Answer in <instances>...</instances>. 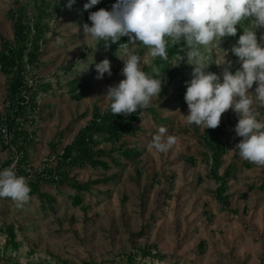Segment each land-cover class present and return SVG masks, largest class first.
<instances>
[{
    "label": "rangeland",
    "instance_id": "1",
    "mask_svg": "<svg viewBox=\"0 0 264 264\" xmlns=\"http://www.w3.org/2000/svg\"><path fill=\"white\" fill-rule=\"evenodd\" d=\"M14 1L0 0L1 37L10 36L12 21L7 9L14 5ZM19 1L35 12L32 0ZM75 1L81 2L71 8L66 7L67 0L37 1V4L43 2L50 13L46 19L48 29L41 56V72L46 71V76L41 80L36 69L37 78L34 81L39 100L43 95L41 93H48L46 79H51L52 87L63 89L66 94L79 89L108 87L124 79L120 74L123 62L117 57L120 45L110 44L105 50L104 41L85 38L83 32L85 23L91 26L89 12L100 8L111 10L116 0H102L87 10L84 4L88 2ZM53 5H58L59 10L55 11ZM252 24V19L246 18L236 26V36L222 38L219 46L201 48L205 58L212 63L206 71L221 75L223 65H217L223 61L225 50L235 45L243 30L252 27ZM255 31L260 42L264 28ZM175 47L173 54L167 50L168 60L165 61L160 57L152 58L142 44L129 45L130 50L142 58V70L147 75L158 78L154 69L161 72L160 97H154L149 109L139 114V130L124 142L127 147H136L142 158L147 157L149 161H153L152 156L157 152L149 146L158 128L165 126L170 134L176 128H172L169 121H162L161 117L171 119L166 111H176L174 104L181 101L180 97L186 91L185 82L191 79L192 66L186 62L188 48L183 41ZM181 57L184 59L178 60ZM105 58L110 61L111 76L105 73L102 79H96L97 73L92 66L84 72L94 61L99 63ZM226 59L233 62L231 71L240 67L238 58L230 51ZM169 68H177L178 71L167 81L171 77ZM5 82V77L0 74V115L5 110ZM255 87L254 84L249 91L254 93ZM180 105V110L186 107ZM230 111L222 117L228 116ZM10 156V150L0 144V163ZM44 158L50 159L52 164L56 161V154L44 156L40 162ZM148 166H151L149 172L147 169L145 173L137 169L128 171V183L123 184V190L112 189V185L91 186L81 206H73L63 198L51 205L53 209L36 196H29L27 202L20 206L11 198H0V264H81L83 261H91V264H264V249H233V242L228 243L229 249H198L196 223L190 216H177L178 202L172 204L171 185L165 184L166 179L161 173L166 167L154 166L150 162ZM138 180L146 182L138 186ZM173 207H176L175 217L171 218L169 209ZM5 225L15 227V239L19 242L15 248L5 246ZM147 246L149 249H144ZM143 250L150 252L145 254ZM127 253L133 260L127 259Z\"/></svg>",
    "mask_w": 264,
    "mask_h": 264
},
{
    "label": "crops",
    "instance_id": "2",
    "mask_svg": "<svg viewBox=\"0 0 264 264\" xmlns=\"http://www.w3.org/2000/svg\"><path fill=\"white\" fill-rule=\"evenodd\" d=\"M13 33L12 22L10 36H0V47L4 39L13 38ZM42 55L43 49L38 68L41 80L46 76V71L41 72ZM0 74L6 79V99L7 76L2 71ZM46 80L48 93H41L40 112L32 129L33 135L31 139L25 138L23 144L20 140L17 142L33 165H37L44 156L56 154L51 167L59 172L60 180L54 185L40 182L29 196L40 197L52 209L51 205L61 198L73 206H81L91 186L112 185V189L123 190V184L128 183V171L137 169L145 173L151 168H147L148 162L154 166L159 164L166 167L161 173L166 179L164 183L171 185L172 204L178 202L177 216H190L196 223L198 249H229V242H233V249H264V167L242 160L238 153L234 155L228 151L241 139L234 132L238 117L232 109L228 116L221 117L217 128L203 130L186 123L184 116L188 114V108L182 95L181 101L174 104L176 111H166L171 119L161 117L162 121H169L172 128L176 127L168 135L177 137V143L166 153L156 152L152 156L153 161L142 158L136 147L124 144L139 130L138 114L132 123L137 128L133 133H123L111 142L105 132H96L87 154L72 149L70 152L74 158L61 162L58 152L77 139L94 112L102 114L107 110L108 102L104 98L107 86L66 94L63 89L52 87L51 79ZM179 105L186 107L180 110ZM254 107L260 114L258 119L264 120V107ZM145 182L136 181L138 186ZM120 195L122 198V193ZM77 197L81 202L75 204ZM175 209H169L171 218L175 217ZM257 239L261 240L257 242Z\"/></svg>",
    "mask_w": 264,
    "mask_h": 264
},
{
    "label": "clouds",
    "instance_id": "3",
    "mask_svg": "<svg viewBox=\"0 0 264 264\" xmlns=\"http://www.w3.org/2000/svg\"><path fill=\"white\" fill-rule=\"evenodd\" d=\"M75 0H67L71 8ZM99 0H89L84 9L97 5ZM246 18L252 27L243 30L236 44L225 50L221 75L206 71L209 60L201 48L219 46L222 38L237 35V25ZM83 32L85 38L110 44L122 37L127 41L120 45L118 59L123 62L120 74L124 79L106 89L104 98L111 113L128 116L138 108L149 107L154 97H160L162 81L142 70V58L134 54L130 44H142L152 58L167 61L168 40L172 46L181 41L187 46L186 62L192 66L190 81H186L184 100L188 108L186 123L205 129H215L221 123L222 114L232 109L238 120L234 128L239 143L228 151L239 158L264 167V120L255 106L264 107V36L257 40L256 29L264 28V0H116L111 10L100 8L89 12ZM230 51L238 58L240 67L234 72L232 61L226 59ZM184 59L183 57L178 60ZM176 60L173 65L178 61ZM96 79L107 73L111 76L110 61L105 58L94 61ZM256 85L254 93L249 90ZM177 143V137L168 135L165 126L158 128L150 142V149L166 153ZM30 187L24 176H17L15 163L0 171V198H11L18 206L29 199Z\"/></svg>",
    "mask_w": 264,
    "mask_h": 264
},
{
    "label": "trees",
    "instance_id": "4",
    "mask_svg": "<svg viewBox=\"0 0 264 264\" xmlns=\"http://www.w3.org/2000/svg\"><path fill=\"white\" fill-rule=\"evenodd\" d=\"M38 0H32L34 3V11L31 12L27 5L22 4L19 0L13 2V6L8 9V14L13 22V38L4 39L0 47V71H2L7 76V98L11 107L6 108V115L9 119V127L13 131L12 142L18 149H23L22 141L29 137L27 130L18 126V123L15 122V117H23L25 113L30 110L33 106V102L27 101L24 97L21 96V89L25 86L23 81L25 79V64L24 58L27 62L32 64L35 69L39 68V56L41 54L43 44L45 41L44 35L47 31V22L46 19L49 17L50 13L48 12V7L44 6L41 2L37 4ZM102 0H99L101 2ZM81 2V1H79ZM75 1L74 4L79 3ZM82 2H89V0H83ZM72 4V5H74ZM54 10H59L58 5H53ZM127 41L126 37H122L118 43L123 44ZM14 43V46L10 48V44ZM176 45L172 46L170 40H168L167 50L169 53L173 54L176 52ZM178 52H182L178 50ZM170 75L167 81L173 78L177 73V68H169ZM146 74L147 72L144 71ZM37 90L32 94V100L34 96L37 95ZM147 108H138L135 113L131 115H113L109 109L102 114L94 112L91 120L83 127V129L78 133L77 139L70 143L67 147L61 149L62 152L58 156L62 159L61 162L71 161L72 157L71 152L74 149L76 152L81 153L89 152L94 139V133L96 132H105V136L108 141L117 140L123 133H133L137 128L132 125L133 121L137 119V115L140 114L143 110ZM12 111V115L10 112ZM19 140L21 141L19 144ZM18 141V142H17ZM18 143V144H17ZM5 148V146H3ZM24 150V149H23ZM75 161V160H74ZM73 161V162H74ZM69 162V163H73ZM8 165V161L2 163L3 167ZM60 180V178H59ZM58 180V181H59ZM57 181V182H58ZM40 182L45 181H33L28 183L30 187V192L36 190ZM56 182V183H57ZM79 198V197H77ZM81 202V199L75 200V204ZM5 237V246H10L15 248L19 245V242L15 239V227L13 225L4 226ZM150 250H143V253L148 254ZM127 259L133 260L130 253L126 254ZM81 264H91V261H83Z\"/></svg>",
    "mask_w": 264,
    "mask_h": 264
},
{
    "label": "built area",
    "instance_id": "5",
    "mask_svg": "<svg viewBox=\"0 0 264 264\" xmlns=\"http://www.w3.org/2000/svg\"><path fill=\"white\" fill-rule=\"evenodd\" d=\"M14 46L12 42L10 44V48ZM25 64V79L23 81L24 87L21 89V96L24 97L27 101L33 102L32 108L28 110L23 117H15V122L18 123V126L21 128H25L29 137H32V129L35 126L39 112H40V100L38 97V93L34 96L32 100V94L35 92V78H37V70L34 68L32 64L27 62L26 58H24ZM4 112L0 115V144L1 146H5L6 149H9L11 152L10 158L7 160L8 165L6 167L2 166L0 163V171L5 168H8L13 163H15V172L17 176H24L27 179V182H33L36 180L45 181L55 184L59 178V172L54 168L51 167L50 159L44 158L41 162L37 165L31 164L25 156L23 150L18 149L12 142L13 131L9 127V119L5 113L6 108L11 107V103L8 99L4 100ZM11 111V110H10ZM12 115V111L10 112ZM62 150L58 152L60 154ZM57 158V155H56Z\"/></svg>",
    "mask_w": 264,
    "mask_h": 264
}]
</instances>
